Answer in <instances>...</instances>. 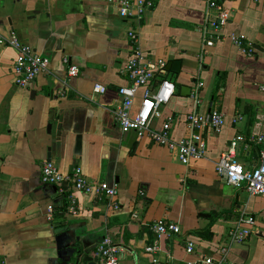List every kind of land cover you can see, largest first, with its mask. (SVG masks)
I'll return each mask as SVG.
<instances>
[{
	"label": "crops",
	"instance_id": "crops-1",
	"mask_svg": "<svg viewBox=\"0 0 264 264\" xmlns=\"http://www.w3.org/2000/svg\"><path fill=\"white\" fill-rule=\"evenodd\" d=\"M121 1L0 0V37L15 35L49 61L46 73L19 88L13 72L17 52L0 45V264H98L97 247L106 236L122 248L120 264H189L217 257L242 212L256 216L258 224L244 244L231 247L228 259L264 264V238L257 236L264 233V197L226 184L215 171L237 136L247 140L264 132V0H221L230 14L224 40L201 62L202 0H153L154 8L138 20L120 16ZM132 30L149 57L167 66L181 61L179 72L166 67L158 76L175 82L177 93L161 107L154 128L172 118V136L179 140L193 133L189 113L224 114L220 133L202 132L203 159L182 165L175 153L123 133L116 122L118 90L130 85L124 68ZM232 35L260 49L247 56ZM70 66L79 69L76 77L69 76ZM197 81L204 87L196 104L181 92L192 91ZM96 86L104 92H95ZM140 103L137 97L134 111ZM260 150L240 143L237 158L254 168ZM46 161L62 172L81 167L90 181L117 185V199L70 191L78 211L68 214L67 196L42 183ZM160 220L179 224L182 232L161 239L159 250L149 253L156 242L152 225ZM190 242L193 254L187 252ZM73 250L81 251L78 258Z\"/></svg>",
	"mask_w": 264,
	"mask_h": 264
},
{
	"label": "built area",
	"instance_id": "built-area-1",
	"mask_svg": "<svg viewBox=\"0 0 264 264\" xmlns=\"http://www.w3.org/2000/svg\"><path fill=\"white\" fill-rule=\"evenodd\" d=\"M202 2L205 4V21L202 27L204 46L198 56L200 62L205 59L209 49L213 48L218 41L224 40L223 29L230 20V14L223 7L221 0H202ZM120 5L119 14L122 18L138 20L154 8V1L122 0ZM129 39L131 57L124 68V73L130 85L119 88L118 93L122 97V102L113 111L121 131L135 133L140 139L147 138L153 144L168 149L177 155L182 165L188 166L203 159L207 153V141L202 132L210 130L220 133L225 124L224 114L218 110L189 113L186 121L193 133L179 140L172 136V118H168L161 129L154 128V121L162 116L161 107L169 104L176 95V84L166 78L158 79L159 75L166 74L167 62L154 60L145 54L139 45L136 31L129 32ZM230 39L243 54L254 55L256 49L251 42L236 35L230 36ZM0 45L11 47L17 52L13 71L17 87L29 88L42 73L48 71L49 61L36 54L30 46L22 43L15 35L9 38L0 37ZM78 74L79 69L76 66H70L69 76L76 77ZM203 87L204 83L197 81L191 91L190 96L196 104L199 103ZM104 90L102 86L95 88V92L98 93ZM137 97H140L141 103L134 111ZM240 143H252L261 147L260 162L256 167L247 168L238 160L237 149ZM215 171L226 184L245 189L253 197H264V132L247 140L243 136H237L217 161ZM41 180L45 185L58 187L60 193L67 196L68 214H76L78 211V201L72 192L112 202L118 197L117 185L90 181L85 177L81 167H76L71 172H62L55 164L46 161L42 166ZM114 206L116 209L119 208L117 204ZM257 221L254 215L240 213L235 225L228 232L229 243L220 248L217 257L207 256L189 264H235L228 259L231 247L244 244L255 233ZM152 229L156 234V242L146 249L149 253H156L159 250L161 239L179 235L182 232L179 224L166 220L155 222ZM195 249V244L190 242L187 252L193 254ZM121 254L122 248L110 236L104 237L97 247V256L102 264H120ZM153 262L156 263L157 259Z\"/></svg>",
	"mask_w": 264,
	"mask_h": 264
},
{
	"label": "water",
	"instance_id": "water-1",
	"mask_svg": "<svg viewBox=\"0 0 264 264\" xmlns=\"http://www.w3.org/2000/svg\"><path fill=\"white\" fill-rule=\"evenodd\" d=\"M255 49H256V50H259L260 48L257 47V46H255ZM180 69H181V61L170 62V63L168 64V66H167V70H173V71H177V72H179ZM186 90H187V92H186ZM181 94H182V96H185V97H186V96H188V95L191 94V89H190L189 87H185V88L182 89ZM51 118H52V117H51ZM257 236H258V237H261V238H264V233H263V232H259V233L257 234ZM80 253H81L80 250H76V251L73 250L74 258H78L79 255H80ZM93 264H97V263L95 262V263H93ZM98 264H102L100 259H99Z\"/></svg>",
	"mask_w": 264,
	"mask_h": 264
},
{
	"label": "trees",
	"instance_id": "trees-1",
	"mask_svg": "<svg viewBox=\"0 0 264 264\" xmlns=\"http://www.w3.org/2000/svg\"><path fill=\"white\" fill-rule=\"evenodd\" d=\"M174 83H175V82H174ZM58 219H59L58 216H55V217H54V221L58 222L57 224H59V225H63V223H64L63 220H59V221H58ZM55 224H56V223H55ZM206 233H207V232H203L202 235L205 236V235L208 234V235L206 236L207 238L211 236L210 233H207V234H206ZM198 234H201V232H198Z\"/></svg>",
	"mask_w": 264,
	"mask_h": 264
}]
</instances>
